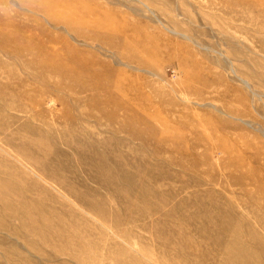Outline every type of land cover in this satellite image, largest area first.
Here are the masks:
<instances>
[{
  "label": "rangeland",
  "instance_id": "1",
  "mask_svg": "<svg viewBox=\"0 0 264 264\" xmlns=\"http://www.w3.org/2000/svg\"><path fill=\"white\" fill-rule=\"evenodd\" d=\"M0 264H264V0H0Z\"/></svg>",
  "mask_w": 264,
  "mask_h": 264
},
{
  "label": "bare ground",
  "instance_id": "2",
  "mask_svg": "<svg viewBox=\"0 0 264 264\" xmlns=\"http://www.w3.org/2000/svg\"><path fill=\"white\" fill-rule=\"evenodd\" d=\"M11 39H8V42L10 41ZM5 42H7V41H5ZM20 43V42H19ZM13 47V46H12ZM13 50H15V49H13ZM16 51V50H15ZM23 50L22 49H17V54L16 55H18V54H20L21 52H22ZM14 52V51H13ZM54 60H57V58H55V56H54V58L52 59V60H50V63H48V66L47 67H49V68H51L50 70L51 71H53L54 72V70H59L60 71V67H58L57 65H56V63L54 62ZM55 64H54V63ZM63 66V65H62ZM60 68V69H59ZM66 71H67V69H66ZM62 72H64V71H62ZM70 72V71H69ZM84 90V89H83ZM115 103V102H114ZM133 108V107H132Z\"/></svg>",
  "mask_w": 264,
  "mask_h": 264
}]
</instances>
